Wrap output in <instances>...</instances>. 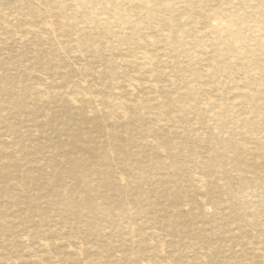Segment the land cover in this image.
<instances>
[{
  "label": "bare ground",
  "instance_id": "obj_1",
  "mask_svg": "<svg viewBox=\"0 0 264 264\" xmlns=\"http://www.w3.org/2000/svg\"><path fill=\"white\" fill-rule=\"evenodd\" d=\"M173 3L170 10V0H0V264H19L9 254L13 237L39 250L30 254L36 264H201L215 248L195 242L182 218L189 208L201 213L209 190L219 193L210 202L216 208L227 204L235 216L254 214L241 223L244 232L263 225L264 212L245 196L261 187L254 184V163L264 175V127L254 119L264 110V0ZM14 12L24 15L21 27L10 24ZM82 48L95 65L75 66L83 60ZM62 51L71 57L63 72ZM128 54L141 82L116 67L112 86L102 94L105 69ZM220 75L242 84L228 87ZM170 88L173 95L162 101L160 93ZM232 88L240 89L239 102L254 113L236 119L248 128L240 141L215 135L211 128L226 126L222 113L209 115L200 106L213 91L232 112L224 97ZM138 89L152 95L132 97ZM146 100L154 111L144 126L137 122V106ZM209 102L214 111L218 104ZM55 105L64 119L54 114ZM187 112H194L191 120ZM46 131L57 143L43 137ZM136 132L143 143L133 138ZM187 139L207 144L193 164L189 152L197 149L178 147ZM218 146H228L230 155L222 151L213 160L217 153L210 147ZM236 150L252 154L250 177L236 176L244 170L239 154L231 155ZM73 224L88 235L77 234ZM65 228L74 231L71 239L62 236ZM232 229L224 231L232 241L228 257L217 261L242 263L235 258L239 246L264 263V230L244 240ZM55 247L60 250L51 251ZM187 247L196 251L191 259L182 254Z\"/></svg>",
  "mask_w": 264,
  "mask_h": 264
},
{
  "label": "rangeland",
  "instance_id": "obj_2",
  "mask_svg": "<svg viewBox=\"0 0 264 264\" xmlns=\"http://www.w3.org/2000/svg\"><path fill=\"white\" fill-rule=\"evenodd\" d=\"M173 2H174V0H170V10L173 9V7L175 5ZM23 16L24 15H22L20 13L14 12V14L11 17L10 24L15 26V27H21L22 26V21H20V20L22 19ZM29 23H31V22H29ZM182 23L186 27L189 24V21H186V19L184 17L182 19ZM34 26L38 27V28L40 27V25L39 26L34 25ZM113 28H114V30H117L119 27L113 23ZM147 33L149 35L152 34L150 32V30H147ZM153 36H154V34H153ZM63 37L64 36L57 35V38L59 40H63ZM205 37L206 36H203L201 38L204 39ZM152 40H154L153 37H152ZM44 45L47 46L46 44H44ZM125 50L127 51V49L123 48V46L119 48L120 53H124ZM81 51H82V55H83V60L79 61V62L77 61V63H75V66L80 67L84 62H90L92 65H95L97 63L96 60L93 59L90 56L89 52L86 49L82 48ZM115 52H116L115 54L118 53V51H115ZM153 52H155V51H153ZM100 53L105 57V55L108 56L110 54V51H108V50L107 51L106 50H102L101 51L100 50ZM69 54L70 53L67 54V53H65L63 51L60 54L61 56H63L62 57L63 59H67L66 63H64L66 65H63V67L60 68V70L62 72L65 70V68H67L68 65H71V57L69 56ZM132 60H133V56L132 55L130 56L128 54L127 57H126V61H124V60L120 61L119 60L116 65L115 64L112 65L111 67H109V69H105V71L102 70V71H104V74L107 77L106 82L104 83V85L100 89L102 94H106L108 89H110V87L112 86V83L114 81V76H116V75H114V76L112 75V71H113V68L116 69V67L120 71H125V74L131 75L136 80L139 79L138 83L141 82L142 76H140V74L137 73V71L135 69V66H134V61H132ZM201 62L203 64L204 59L202 61H200L199 63H201ZM197 65H199V64H197ZM232 65H233L232 68L234 70V68H236L237 66H235L234 64H232ZM16 68H18V67H16ZM110 74H111V76H110ZM121 76H122V74L119 73V75H118L119 80L121 79ZM217 78H219V80H223V82L225 81V83L227 84L228 87H233L235 85H239L240 86V84H242L240 80H237L238 78H235L233 80L229 79L231 81H229V80L227 81V78H224L223 75L217 76ZM149 79H153V76L149 77ZM138 90H137V93L132 95V97L139 98V96H143L142 98H144L146 96H149V95L151 96L152 95V93H149L147 91H143L142 89L139 90V92H138ZM171 90L172 89L170 88L168 91H166V90L163 91L162 90L161 93L159 92L160 93V99L162 101H164V100H166L169 97V95H173L171 93ZM239 90L240 89L232 88V89H229V91H227L225 93V95H224L226 100H228V101L230 100L229 102H232V104L234 105L232 107V112H227L226 111V108L223 105V101L224 100H221V99L218 98L217 92L210 91V93L208 95L211 96V97H208V98H207V95L206 96H202V99L206 98V100L203 99V101L200 103L201 104L200 105L201 108H203V110H205L209 115L213 114V112H216L218 114L222 113L223 119H225L226 126H224V127L217 126V127L211 128L212 130H214V134L217 135L218 137L219 136H223V137L227 138L229 135H231V136H233L235 141H240V139L243 136L245 130L248 129L246 126H244L242 123H240L239 120H236L238 117H241L243 115H245V116L251 115L252 116V113L249 114V112L246 111L245 107L239 102L241 100L238 97ZM95 92L97 93L98 91H95ZM208 100L209 101L211 100L213 103H217L218 104L217 107H213L214 111H212L211 107L208 105L210 103ZM146 101H147L146 102L147 104L145 102H141L137 106L138 107V109H137V122H138V124H142L144 126L148 125V122H149V120H150V118L152 116L151 113H152V111H154L153 109L150 108L148 100H146ZM173 113H176V112H173ZM191 113L192 112H189V113L187 112L186 116L185 115L184 116L186 118L188 117L191 120V115L194 114V112L192 114ZM54 114L56 116H59L58 119H64L65 118V115L63 114V112H62L61 108H59V106L55 105ZM138 115H139L140 118H138ZM256 115L254 117V113H253L252 117H254V119H256L255 121L257 122V124L259 126H263L264 127V110H259ZM184 116H183V118H184ZM162 121H164V120H162ZM210 121H212V120H210ZM127 124H128V122H126L125 125H127ZM212 124H210V125H212ZM109 128L110 129H117V128L119 129L120 127L119 126L118 127H113V126L110 127V125H109ZM200 130H202V129H200ZM248 132H249V130L247 131V133ZM46 133H47V135L43 134L44 138H49L52 141L53 144L57 143V138L54 137L52 132L46 131ZM93 134H94V132H93ZM255 135H256V133L254 131L251 134L249 133L247 145H249V147L251 149H252V146L255 145V143L252 142L255 139V137H254ZM250 136H251V138H250ZM140 137H141L140 133H137V132L133 136L134 139L136 138V139H138L139 142L143 143L142 141H144V140L143 139L140 140ZM122 141H124V140H122ZM20 142L21 143H25V142H27V140L26 141L21 140ZM125 142H126V140H125ZM206 146H207V144L205 142L198 143V141L195 142L193 139H187L184 142H182L180 145H178V147L183 149V150H185L186 147H188L189 149L195 147L197 149L198 152L196 151L194 155L191 154V152H189L190 153L189 154L190 157H189V161H188L189 164L190 163L193 164L194 160H196V158H198V156H202V155H204L206 153L205 152V147ZM215 147H217V146H215ZM218 147H219L218 149L210 147L212 149V150H210L211 152L217 153V156H214L213 160H218V153L222 152V151H226L228 153L227 156L230 155V152H229L230 149H229L228 146L226 148L221 147V146H218ZM135 148H138V147H136V146L133 147V149H135ZM143 152H144V150H143ZM146 152L149 153L150 151L146 150ZM249 152H250L249 150H247V151L236 150V151L231 153V155L239 154L237 156V158H240V164H241V166L244 169L243 171L238 172V174H236L237 177L239 175H244L246 177H250V172L247 171L246 167L251 165L252 163H254V158H253L252 154L249 153ZM197 153L199 155L195 156ZM40 157H43V156H40ZM43 158H46V156H44ZM235 160L236 159H233L232 161H229V162H235ZM227 166L229 167L230 164H228ZM254 166H255V171L254 172L256 174V181L254 182V184L260 183L261 187L257 189V194L255 196L250 197L248 195V196H245V199L246 200L248 199V200L252 201L253 204L257 205L260 208V210L262 212H264V175L262 173V169H261V166H260L259 163H254ZM231 172H232L233 175H235L233 170H231ZM160 174L161 173H159V175ZM219 180L222 183L225 182V178H223V177H220ZM236 180L237 179H235V182H236ZM34 190H35L34 188L32 190L30 188L29 191H27V192H29L31 194V192L34 191ZM223 191H224V193L222 195L224 196V195H226V189H224ZM244 192H245V190H244ZM218 194L219 193H217L215 190H209L207 195H206V199L204 200V202H205L204 206H203L204 208L201 210V213L198 212V210L196 208H194V207L193 208H189V209L187 208L189 210L188 214H186L182 218V220L184 219V221L188 224L189 228L193 229V233L194 234H192V237H193V240L195 242H197V243H199L200 245H203V246H206V245L210 244V246H213L212 248H215L214 249V251H216L215 254L213 253V250H212V252L209 255L204 257V261L205 262H202L201 264H224L225 261H222V263H219L217 261V257H221V256L223 257L225 255L227 256V254H228V252L226 250L227 244H231V242H232L231 240H229L228 233L227 232L224 233V231L226 229L235 227V229L234 230L232 229V230L235 231V233L237 234L236 236L238 238H243L244 240L248 239L247 235L250 236L251 234H256V233H259V232L264 230V226H263L264 223H263V225H256V226H250V227L246 226L247 228L245 230L248 231V233L244 232L241 229V226H243V225H241V223H244L246 218L252 219L254 217V214L249 212V211H247L246 215H242V216L241 215L240 216L237 215V216H235L233 213L228 211V205L227 204H220V206L218 208H216L214 205H211L210 202L213 199H215L217 196H219ZM157 206L162 207V202L157 204ZM168 214H169V212L161 210V215H164L165 217H168ZM199 221H201V222H199ZM238 222L240 223V226L237 225ZM72 226L75 227V230L77 231V234H79L80 236L81 235H83V236L88 235L85 231L83 233V230H81L79 228L78 224H73ZM237 226L240 227V228H236ZM212 231H216V234L212 235V233H211ZM73 234H75L74 231H71V230L67 231L66 228L64 229V231H62V236H64L65 238L71 239L72 238L71 236H73ZM105 234L109 235L108 231H104V237H105ZM180 236H182V235L178 234L177 236H175L174 237L175 240L181 238ZM162 239H164L163 241L166 244L169 241L170 237L166 236V237H163ZM253 241H254V238H252L250 240V242H252V244L255 243ZM9 243H11L13 245V249L10 250L9 254L13 258L17 259L19 264H36V261H34L35 257L32 258L31 255L35 254V253H36V255H38L40 252H39V250L36 247H33V244L31 243V241H27V243H22L16 237H13V238H11L9 240ZM220 244L225 246V249L222 246L221 247L218 246ZM63 245L60 246V249L63 248ZM88 245L89 246L91 245L89 241H88ZM121 246H122V243H121ZM124 247H125V245H124ZM236 248H238V250H236L237 251L236 255H239V256H237L235 258L237 260H241L240 257H242V263H240V264H244L245 262H246V264L248 262L250 264H260V261H259L260 259L257 258V254L258 253H255L254 251H252L251 248H249V247L248 248H243V247L241 248L239 246H236ZM51 249H52L51 251H54V252L58 250L56 247L55 248H51ZM88 249L90 250V248H88ZM89 253H90L91 256H93L94 255L93 254L94 250H91ZM195 253H196V251L192 250L190 247L184 248L183 251H182V254L184 255V257H186L188 259H191L194 256ZM256 258H257V260H256ZM229 260H230V258H229ZM194 264H200V263L195 261ZM262 264H264V263H262Z\"/></svg>",
  "mask_w": 264,
  "mask_h": 264
}]
</instances>
